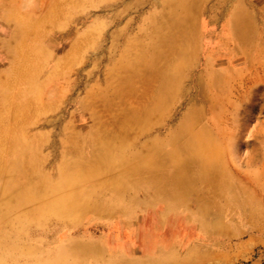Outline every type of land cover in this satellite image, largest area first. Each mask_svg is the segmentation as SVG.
Masks as SVG:
<instances>
[{"label":"rangeland","instance_id":"374dc122","mask_svg":"<svg viewBox=\"0 0 264 264\" xmlns=\"http://www.w3.org/2000/svg\"><path fill=\"white\" fill-rule=\"evenodd\" d=\"M172 15L186 37L157 73L159 26ZM236 17L245 37L231 50L219 35ZM166 74L177 86L146 118ZM185 126L210 167L182 154L164 168L179 177L156 180L144 165L123 178L104 158L164 157ZM20 153L28 170L18 181L44 193L68 173L83 193L62 218L44 207L1 227L10 238L0 264H264V0H0V174ZM13 201L0 188V215L15 213ZM147 215L187 228L170 242L164 228L151 251L139 226Z\"/></svg>","mask_w":264,"mask_h":264},{"label":"bare ground","instance_id":"6f19581e","mask_svg":"<svg viewBox=\"0 0 264 264\" xmlns=\"http://www.w3.org/2000/svg\"><path fill=\"white\" fill-rule=\"evenodd\" d=\"M175 14V12L173 13ZM182 21L176 17V15H172L170 20H168L166 23L162 22L159 26V29L165 27L167 28V31L165 33H160L159 37L166 38L165 44L163 45L162 49L158 51L156 54V58L154 61V64L157 63V66L153 65L152 67H155V70H157L159 73V70L166 66L168 64V58L171 55V50H173V44L175 40L178 37H186V31L182 27ZM205 24V23H204ZM185 25V23H184ZM243 22L240 18H235L232 20L227 21L226 26L223 28V30L220 33V38L224 41V45H227L231 48V50H236L237 47L242 45V39H244L245 35L243 34L242 30ZM186 29V28H185ZM183 30V31H182ZM225 41L228 42V44L225 43ZM241 41V43H240ZM239 46V48H241ZM173 53V52H172ZM151 55L149 56V58ZM144 59H146L144 57ZM143 59V60H144ZM234 61V60H233ZM160 64V65H159ZM222 64V63H221ZM215 66V65H214ZM152 71L148 70V73L150 74ZM156 72V71H154ZM146 73V75L148 74ZM168 74V73H167ZM164 77L165 83L162 86V90L158 96V99L160 97L161 100L158 102L157 105L154 108H151L148 113L146 114V118L150 117L152 115V111L156 109H160V105L164 102V98H166L168 92L170 91L172 85L173 88L177 86V80L180 76L175 75L171 78L170 76ZM177 76V77H176ZM163 79V81H164ZM142 80V78H141ZM142 84L145 86V82H142ZM166 96V97H165ZM145 117V116H143ZM132 122L137 123L134 119H132ZM140 123V122H138ZM147 128L143 129L146 130ZM147 132H150V130H146L145 132H139L135 133L133 141H131L128 145V147L131 149V147L136 143V138L140 135H145ZM189 134L191 137H189ZM194 132H191V130L185 126L184 128H179L178 132L174 135H172L169 138V141L165 145V149H169V152H166V155L163 157H150L148 154L143 153L139 154V152H129L126 153L125 151L121 150H115L118 152H111V151H105L106 154L109 156L104 157L105 159H112L111 161H117V166L123 167V172L118 173V177H126V176H133L136 177L139 175V172H143V166L144 165H153L155 166L156 170L155 174H151L154 176V178L159 179V177H165V179H172V177H179L181 176V172H178L177 170L175 172H168L164 170V168L173 166V165H180L178 163L179 157L182 154H188L187 155V161L189 162L188 165H200L204 168L210 167L207 165L211 161L210 158L203 154L197 153V150L199 149L197 140L194 137ZM182 139H185V142H182ZM209 139V138H206ZM179 143L182 145L179 147L177 146ZM162 147V146H161ZM25 150V149H24ZM147 151V150H146ZM207 166V167H205ZM28 167L25 165L24 157L22 156V153H20V157L18 160H15L13 164L10 165L9 170L7 172H2L1 175V181H0V188L2 190V194L6 197L12 196L14 198L13 204L7 203L5 205L6 211L11 210V208L15 207V213L12 215L3 214L0 215V228L5 227V224L12 220L13 218L16 219L17 217H22L23 225H25L29 219H31V216L35 213L41 214L44 212L42 209L44 207H48L51 209L55 216L58 218L64 217V210H68V208H71L72 206L68 205V200L72 198H78L81 197L83 190L76 185L79 181L76 180L73 176L67 177L68 173L63 174L61 183L57 187H51L49 183H45V185L48 187V190L46 192L39 193L38 190V183H33L32 180L20 182L17 179V175L20 174V178L22 180H25L24 174L27 172ZM187 171V170H186ZM187 173L190 175V177H194L195 174ZM123 177V178H124ZM43 182V181H42ZM220 185V184H219ZM79 197V198H80ZM35 202L37 204V207L31 214H27L28 212L23 211L22 207L28 205L27 203ZM34 203V204H35ZM70 206V207H69ZM166 209L170 210L169 206H165ZM167 210V211H168ZM25 216L26 219H23ZM152 217L151 220H149ZM155 221V222H154ZM141 222V225H140ZM164 225L165 227H163ZM140 229L145 231L148 236H145L143 234V245H146L150 248V250H155L158 247V244H160V240L158 239V234L161 230H166L168 232L169 237L166 238L167 242L172 241L174 237V232L180 234L181 231H184L187 227L184 224L177 223L175 218H171L166 223H162L161 218H157L156 216L150 215L145 216L139 221ZM146 228V229H145ZM167 228V229H166ZM191 229V228H190ZM187 231V230H186ZM150 237V241H148L146 238ZM10 237H8L6 234L0 232V244L7 242V240ZM26 251V250H25ZM26 252H31L27 250Z\"/></svg>","mask_w":264,"mask_h":264}]
</instances>
